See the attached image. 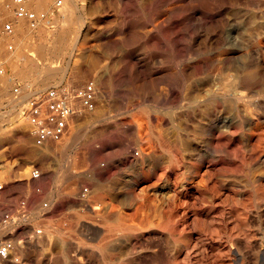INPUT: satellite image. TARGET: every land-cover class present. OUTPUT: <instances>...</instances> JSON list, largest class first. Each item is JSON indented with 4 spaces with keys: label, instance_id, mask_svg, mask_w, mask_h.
<instances>
[{
    "label": "rangeland",
    "instance_id": "obj_1",
    "mask_svg": "<svg viewBox=\"0 0 264 264\" xmlns=\"http://www.w3.org/2000/svg\"><path fill=\"white\" fill-rule=\"evenodd\" d=\"M58 1H51L48 10L34 9L33 2L30 5V7L32 6L31 9L46 15L44 20L36 23L29 22L21 17H16V19L10 12H4L5 17L8 16L6 20L12 21L15 25V36L22 39V44L20 46L14 45L12 51L8 49L10 41L3 33L0 25V71H3L2 74L0 73V79L1 77L6 79H1L2 87H0L2 92V95H0V111L3 110L0 112V186H3L0 190V244L5 241H12L15 244V250L10 257H0V264H75L74 244L72 242L74 221L71 218L72 216L76 218L78 212H81L83 222H81L80 232L83 233L84 245H81L80 250L81 255L86 254L82 255L84 258L80 255L83 260L80 258L79 264H170V262L173 264L174 259L164 246L162 247L163 244L158 243L160 240L156 234L151 236L154 240L146 237L141 241L140 247L137 246V252L140 251L132 259L130 256H125V258L128 257L127 260L122 258L118 260L119 262L112 263L107 262V257L104 258L101 253L97 252L94 256L90 254V250L86 247L87 241H85L87 240V232L83 229L86 223L84 221L86 219L84 206L76 208L74 205L75 208L73 207L75 194H79V191L88 186L85 175L91 165V156L88 149L89 141L95 138L100 140L99 142L107 143L112 147V150L107 152L109 161L102 160L100 165L104 163L103 166L112 165L118 169L116 176L113 177V183H119L124 178L125 173L132 175V170L125 166V168L122 167L125 153H123L121 145L125 146L133 141L130 143L133 151L140 152L137 143L143 135L145 137L148 134L149 129L152 127L151 117L155 114L160 115L162 113L165 115L167 113L168 106L165 105L164 99L167 84L181 88L185 83L179 70L180 66L178 67V57L202 56V59L209 60L220 56H232L233 50L227 47V40L225 39L226 32L231 26H237L240 33L239 38L246 48L245 52L248 55L251 54V66H255L250 70L253 72L250 86L257 97L263 99L264 0H74L80 12H75L71 18H65L66 20L63 15L67 10V0H62L61 8L57 7ZM191 8L194 10L193 12ZM77 15L83 21L81 18L77 19ZM206 21L209 24H206ZM18 22L20 23L18 24ZM42 24L46 25L43 26ZM60 32H64L66 36L62 53L55 51L56 48H60L58 42ZM42 46H47L48 50L43 52ZM74 49L75 51H73ZM251 51L252 53H250ZM240 53L238 52L233 56H239ZM255 55L257 56L255 57ZM9 56H12V59L8 60ZM142 57L144 58L142 59ZM51 66L59 70L60 77L59 74L56 76L58 79L56 77L48 79L44 76ZM258 67L262 73H260ZM24 71H28L29 75L23 76L21 72ZM162 76L167 79L166 83L160 80ZM178 78L179 80H177ZM7 80L8 83H6ZM90 81L96 83L99 94L95 110L75 116L67 135L61 141L49 143L44 148L36 147L34 145L33 123L20 116L22 102L55 88L53 86H72L77 90H81ZM43 82L45 83L44 86L41 85ZM17 87L20 92L18 100L14 97V89ZM40 87L42 88L39 89ZM11 100L15 101L14 105L11 104ZM157 105L159 106L157 107ZM92 118L97 121L95 124H92L94 121ZM98 129L101 131H98ZM105 132L108 134L106 135ZM123 132L127 133L124 134ZM77 147L79 149H76ZM75 156L82 160H78L79 171H83L81 172L83 175L80 182L75 178V174H72L75 172L73 166ZM254 169L251 171V184L247 185L248 191L252 194L250 201L253 206L256 205L255 184L253 183L256 172ZM36 170L40 172V177L34 179L33 172ZM124 171L125 173H123ZM154 180L152 178L151 181ZM80 183L83 187L78 186ZM208 183L207 180L202 181L200 179L199 185L201 189L203 188L206 191V194L196 195L194 208H198L196 210L200 215L213 213L212 215L215 217L218 214L216 218L220 216V211L222 215L227 214L229 207L223 206V204L220 205L223 201L222 197L212 200L209 193L211 184ZM222 183L221 181L218 183V193L220 191V193H223ZM202 184L208 186L204 187ZM241 190V188H237V191ZM22 202H25V208H21ZM217 202L219 204H216ZM260 205H262L258 210L260 220H257L253 216L254 214L250 213V229L252 228L251 231L255 237L251 240L252 243L246 244L243 237L233 239L228 231H222L226 227L222 216L221 219L219 218L215 222L221 226L223 225L221 231H218L217 234L203 233L200 235L202 239H205L204 243L209 252L206 249L205 254L203 253L200 258L199 256L196 258L195 255L198 254L194 252L190 259L193 262L197 260L199 264H216L213 262L212 249L222 245L230 251L233 250V252L235 249L239 250L244 255V264H258L257 252L264 251V202H261ZM190 222L188 223L190 224ZM57 229L58 232H55ZM37 230H41V234H36ZM231 247L233 248L231 249ZM99 257H102V259ZM233 257L234 255L231 252L228 253V256L223 258L225 259L224 263L234 264ZM197 262L195 264H198Z\"/></svg>",
    "mask_w": 264,
    "mask_h": 264
},
{
    "label": "bare ground",
    "instance_id": "obj_2",
    "mask_svg": "<svg viewBox=\"0 0 264 264\" xmlns=\"http://www.w3.org/2000/svg\"><path fill=\"white\" fill-rule=\"evenodd\" d=\"M51 1L53 0H34V9L48 10V6ZM66 9H67L66 13L65 14L62 13L64 14L63 15L64 19L67 17L71 18V16H73L75 12H80L74 0H67ZM193 11L194 10L192 9V12ZM76 18L78 19L81 17L77 15ZM19 23L20 22H18V24ZM206 24H209V22L207 23L206 21ZM64 34L65 33L63 32L58 36L59 37L58 42L60 44L59 45L60 48L58 47L55 50L58 53H62L64 51L63 46L66 42V36ZM239 34L240 33L237 26H231L225 35L226 37L225 39L227 40V47L230 50H233L232 51L233 55L237 54L238 52H241L239 56H233V55L220 56L216 59H209V60L202 59V56L178 57L179 58L178 67L180 66L179 70L181 71V75L185 83L181 88L174 87L171 84H167L166 93H164L165 98L164 96H162L165 99V105L168 106L166 109L167 113L165 115H163L162 113H161L162 115L155 114L154 116L151 117V123L153 124L152 127L149 129L148 134H146L145 137L143 135V137H141L137 143L140 152L133 151L132 144H130L133 141L129 142L126 145L123 144L125 146L121 145L123 153H125V156L122 160L123 161L122 167L125 166L128 167L129 170H132L131 171L132 175H128V173H125L124 171L123 172L125 173V176H123L124 178L121 179V181L119 178L120 181L119 183L118 182L113 183V177L116 176L118 169L116 167H113L112 165L103 166L104 163L103 165H100L102 160L109 159L107 156V152L111 151L112 147L107 143L105 144L103 142H99L100 140H96L95 138L89 141L88 149L90 151L89 153L91 156L90 159L91 165H90V169H88L89 171L85 175L88 183L86 184L88 186L86 188H83L81 191H79V194L76 192L77 194H75L73 200L74 201L73 207L74 205L76 206V208H80V206H84V212L86 218L84 219V221L86 223H85V228L83 229H85L87 232V240H85L87 241L86 247L88 248V250H90L91 255L94 256L96 255L97 252L101 253L104 255V258L105 256L107 257L106 258L107 262H112V263L118 261L119 259L125 258V256L128 257L130 256V258L132 259V257L135 256L140 251L139 250L137 252L138 250L137 246L141 243V241L144 240L146 237L151 238V236L156 234L157 238H159L160 240V242L158 243H162L163 244L162 247L164 246V248L170 254L172 259H174L173 264H193V263L195 264L197 260L193 262L192 259H190L193 256V253L194 252L197 253L198 255H195L196 258L198 256L200 258V256L203 255V253L207 249L204 243L205 239L204 238L202 239V236L200 235L203 233L217 234L218 231H221L223 229L222 228L223 225L221 226L220 224H216L215 222L218 221L219 218L221 219L222 216H223L222 219L225 221V225H226V227H224L222 231H228L231 238L237 239L243 237L246 244H250L251 240L255 238L251 231L252 228L250 229L249 219H250V213H253L254 214L253 216L256 217L257 220L261 219L258 210L260 209V206H262L260 205V203L264 202V186H263V181H264V100L263 99L264 98L262 99L257 97L256 93L250 86L251 77L253 75V72L250 70L255 65L251 66V62H252V61L250 62L251 54L248 55V53L245 52L246 48L243 46V41L239 38ZM8 38L10 44L17 46H20L22 44V39H18V37H16L15 34H13ZM261 45L263 46V44ZM46 47L47 46H42L43 52H46L48 50ZM73 51H75V49ZM250 53H252V51ZM256 56L257 55H255V57ZM143 58L144 57H142V59ZM10 59H12V56L8 57V60ZM262 63L264 64V56L262 57ZM260 73L262 72L260 71ZM21 74L23 76H28L29 72L24 71L21 72ZM58 74H59V70H57L56 67L51 66L49 67L48 71L45 72L44 76L48 79H52L56 77ZM1 79L4 78L1 77ZM1 79H0V87H2ZM8 80L6 83L9 82ZM160 80L163 82L167 81V79L164 76L160 77ZM177 80H179V78ZM4 84L5 82L3 83V85ZM41 85L44 86L45 83L43 82ZM41 88L42 87H40L39 89ZM0 95H2L1 91H0ZM157 96L159 97V95ZM10 102L13 105L15 104L14 100H11ZM158 106L159 105H157V107ZM96 122L97 121L94 120L92 124H95ZM121 124L123 125L122 122ZM98 131L101 130L98 129ZM107 134L108 133H106V135ZM127 138H129V136H127ZM67 142L69 141L67 140ZM117 142L118 141L116 140V143ZM76 149L79 148L77 147ZM78 160L80 159L77 158L76 156L73 158V166L75 172L72 174H75V178L80 182L81 176L83 175L81 172L83 171L82 170L81 172L79 171ZM253 168H255L254 170L256 172L255 173L256 175H254L255 180L252 179L254 180L253 183L255 184L254 185V194L256 196L255 206H253L252 202L250 201L252 194H250V192L247 189V185L251 184L250 176ZM152 178H154L155 180L151 181ZM200 179L202 181L205 179L209 182L208 184H211V186H209L211 188L209 187L208 188H209V193L212 196V200L218 197L223 198V201L222 203H220V205L223 204V206L229 207V209L226 208L229 210L227 214L225 215L220 214L221 211L218 209L220 211L219 212L220 216L216 218V216L218 215L217 213H216L217 215L214 213L216 215L215 217L212 215L213 213L200 215L199 212L196 210L198 208L196 209L194 208L196 204L194 202L195 198L197 197L196 195L203 193L206 194V191H204L203 188L202 190L200 187L201 183L199 185ZM220 181L224 183V184L222 183L223 193H220L221 191L219 193L217 192L218 183ZM81 185L82 184L80 183V185L78 186L83 187ZM203 185L204 184H202V186ZM205 186L206 185H204V187ZM237 188H241L242 190L237 191ZM177 203L178 204L181 203V204L178 205ZM216 204L219 203L217 202ZM80 213L81 212H78L76 214V218H74L73 216L71 218L74 221V226L72 229V236H73L72 242L74 244L73 249H74L75 264L80 263V258L84 254L83 253L81 255L82 252L80 250L81 245H84L82 239L83 233L80 232L82 226L81 224L82 215H80ZM189 221H191L190 224L188 223ZM55 232H58V229ZM152 239L153 238H151V240ZM242 243L244 242L242 241ZM145 244L146 243H144V245ZM232 248L233 247H231V249ZM144 249L146 250V248ZM230 252L231 254L234 255L232 259L234 264H244V258H243L244 255H242L239 250L235 249V251L233 252V250L230 251L226 246H222V245L214 247L212 249V254H213L212 256H214L213 262H215L216 264H225L224 263L225 259L223 258L227 257L228 253L230 254ZM206 254L208 255V253ZM257 256L259 258L258 264H264V251L260 250L259 252H257ZM128 257H126L125 259L127 260ZM99 258L102 259V257ZM167 261L165 262L167 263Z\"/></svg>",
    "mask_w": 264,
    "mask_h": 264
},
{
    "label": "built area",
    "instance_id": "obj_3",
    "mask_svg": "<svg viewBox=\"0 0 264 264\" xmlns=\"http://www.w3.org/2000/svg\"><path fill=\"white\" fill-rule=\"evenodd\" d=\"M34 0H0V25L6 37L14 34L15 29L12 21H7L4 12L8 11L14 17H21L29 22L36 23L46 18L44 13H38L31 9L30 5ZM63 1L57 2V7ZM9 50L14 45L8 46ZM2 74L3 71H0ZM19 88L14 89L15 99H19ZM98 98L97 86L94 81L84 85L81 90L72 86L55 87L37 96L31 97L21 104L20 116L33 123L34 145L44 148L49 143L61 141L68 133L73 118L85 112H92L96 108ZM40 177L38 170L33 172V178ZM3 186H0V190ZM25 208V202L21 203ZM36 234H41L37 230ZM15 250L12 241H5L0 244V257L8 258Z\"/></svg>",
    "mask_w": 264,
    "mask_h": 264
}]
</instances>
